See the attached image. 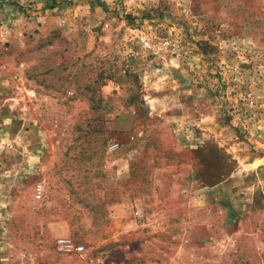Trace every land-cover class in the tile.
<instances>
[{
    "label": "rangeland",
    "instance_id": "obj_1",
    "mask_svg": "<svg viewBox=\"0 0 264 264\" xmlns=\"http://www.w3.org/2000/svg\"><path fill=\"white\" fill-rule=\"evenodd\" d=\"M263 88L264 0H0V264H264Z\"/></svg>",
    "mask_w": 264,
    "mask_h": 264
},
{
    "label": "built area",
    "instance_id": "obj_2",
    "mask_svg": "<svg viewBox=\"0 0 264 264\" xmlns=\"http://www.w3.org/2000/svg\"><path fill=\"white\" fill-rule=\"evenodd\" d=\"M8 30L3 31V35H7ZM21 37V32L18 33ZM144 46L147 47L148 43L144 42ZM246 112V122L254 125L257 131H264V88L256 95L249 94L244 99ZM117 145H112L111 149L114 150ZM41 186L36 188V197H41ZM60 247L65 253L74 254L80 260H85L88 257L86 247L84 245H75L69 242H63Z\"/></svg>",
    "mask_w": 264,
    "mask_h": 264
}]
</instances>
